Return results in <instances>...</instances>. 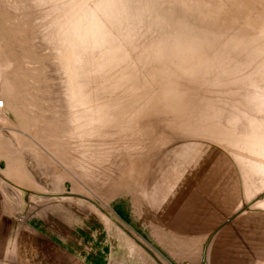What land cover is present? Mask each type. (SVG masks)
Returning <instances> with one entry per match:
<instances>
[{
  "label": "bare ground",
  "instance_id": "6f19581e",
  "mask_svg": "<svg viewBox=\"0 0 264 264\" xmlns=\"http://www.w3.org/2000/svg\"><path fill=\"white\" fill-rule=\"evenodd\" d=\"M32 1L36 15L42 17V21L43 16L46 20V31L43 33L42 22L39 28L42 30L38 32L46 40L56 41L53 57L62 70L65 84L63 100L67 105V128L64 127L59 156L77 177L99 190L101 195V198L98 196L99 203L91 199L89 187L86 189L84 184H78L81 181L77 178L80 182L72 181L71 193H66L59 185L62 196L59 199L52 195L48 197L50 208L53 205L62 207L65 202L77 207L87 203L85 206L101 224L116 231V237L123 246L121 259L125 264L170 263L148 246L137 232L115 217L110 199L123 185L135 192L137 202L143 206L161 209L163 215L181 218L180 222L183 220V223L194 226L212 222L217 229L222 225V221L220 225L215 223L225 213L219 212L221 216L218 217L206 207L214 197L237 202L241 207L247 206L250 210L246 212L247 216L240 215L254 221L245 236L252 232L259 235L254 238L263 241L264 0ZM13 3L14 10L23 11L22 16L31 14L29 0H14ZM18 31L15 26L0 32V43ZM27 39L32 40V34ZM18 48L19 44L5 54L0 60V69L11 64ZM25 88L26 84L22 85L23 91ZM1 91H4L2 83ZM0 105L22 115L18 109L19 101L11 103L5 99L0 101ZM4 120L0 114V121ZM14 138L18 145L23 143L22 137L14 134ZM0 176L3 177L0 179L12 176L10 183L20 191L22 204L29 198L33 200L38 192L32 193L22 185L30 184L41 189L20 162L0 170ZM68 176L65 173L59 177L62 180ZM222 206L225 209V205ZM141 208L136 211L138 216L144 209ZM73 210L69 211L68 218L78 217L80 209ZM161 212L156 213L159 215ZM163 215L161 218L168 217ZM69 226L63 231L65 237L72 236L67 254L55 264H79L85 257H106L109 254L110 245H106L105 239L102 242L99 239L100 226L82 228L83 233L78 234L71 224ZM229 227L228 232L231 230ZM216 229L212 232L217 233L221 228ZM221 230L218 236L219 232L227 233L226 227ZM235 231L238 232V228ZM27 232L30 233L31 228ZM18 240L6 246L0 242V254H24V245ZM260 247L264 249V245ZM250 250L254 252V249ZM259 250L262 249L257 247L255 251H263ZM41 251L36 255L32 253L34 257L26 254L23 263L40 264L44 257L35 256L42 255L44 250ZM49 251L51 253L52 250L46 254ZM220 256L218 258L221 259ZM14 258H11L12 264L16 261ZM11 260H8L9 264ZM216 261L218 263L219 260ZM234 262L232 260L231 264Z\"/></svg>",
  "mask_w": 264,
  "mask_h": 264
},
{
  "label": "rangeland",
  "instance_id": "374dc122",
  "mask_svg": "<svg viewBox=\"0 0 264 264\" xmlns=\"http://www.w3.org/2000/svg\"><path fill=\"white\" fill-rule=\"evenodd\" d=\"M0 2H1L0 3V11H1L0 12V32L6 31L8 28H13L15 26L19 29V31L15 35H9L5 42L0 43V60H3L5 54L13 50V48L17 44H19V48L17 49L16 54H15V59L11 62V64H7V66L6 65L2 66L1 67L2 69H0L1 70L0 84L2 83L3 90H4L3 92L2 91L0 92V98H2L0 99V101L5 100V99H6V102H11V103L12 101H15V100L19 101L18 109L20 110V113L22 114L21 116H19L10 107L8 106L3 107L0 105V114L5 118L4 121H0V141H1L0 148L2 152L0 153V168H1L0 170L1 171L6 170L8 165L12 163L20 162L22 168L25 170L28 176L33 180L34 183H36L41 188L38 190V189H35V187H33V185H30V184L22 185L23 187L29 189L32 193L36 192V190L38 191L36 197L33 199L34 201L31 198H29L24 204H22L21 198H20V191L13 184L10 183L13 180L12 176L10 177L7 176V179H0V236L2 235L0 237L1 238L0 242L1 244L6 246V245L11 244L10 242H14V240L19 239L22 241V242L20 241V243L24 245V248H23L24 250H22V253L24 254H21L19 256H16L13 254L12 255L0 254V257L7 264H9L8 260L9 259L11 260V258H14V257H16L14 258L16 259V261H14L13 264H17V259L20 260L18 261V264H24L23 262L25 261V258L23 257H25L26 254L34 253V255H36L41 250H44V253H42V255L39 254L35 256V257L40 256L44 258L47 257L46 261L43 260L44 258H41L40 264H55L58 260L65 257L66 256L65 254H67L66 252L68 251L67 245L70 244L72 240L71 238L72 236L65 237V234H63V231L67 230L68 226L71 224L73 228L77 230V234L83 233L82 230L86 229L87 227H90L91 229H93L94 227L98 228V226H100L101 227L100 228L101 235L99 236L100 242H102V239H105L106 245L107 244L110 245V251L112 252L111 253L109 251V254L106 257H85V259L83 258L79 264H89V262L90 264H96V262L97 264H125V262L123 263L121 259V256L124 253L123 246L120 244L118 238L116 237V231L111 226H108L105 224L104 226L103 224H101L100 221H98V219L96 218V216L92 214L89 209H87V207L85 206L87 203H85V205L81 204L79 207H77L74 205L69 206V203L65 202L64 206L62 207L60 206L56 207L53 205L51 206V208H50V205L47 204L48 197L53 196L54 198L59 199V196H62V194L58 190L59 185H62L66 193L72 192L73 190L72 181L75 183H78L81 181L82 183L80 182L78 184H80L81 186H83L82 184H84L86 189L89 187V183H86L83 180H81L79 177H77L75 172L72 169L67 167L65 161L63 160V158H61L62 156H59L61 155V149L59 148H61L63 145L62 144L63 143L62 142L63 132L67 128V125H65L67 124V113H66L67 105L65 104L66 100L65 101L63 100L65 99L64 97L65 96L64 94L65 84L63 82L64 79H63L62 70L60 69V66L55 60V58L53 57V54L57 49L56 48L57 44H56V41H53L55 43L54 45V43L51 42L52 40L51 41L46 40L44 36H42V34L39 33L42 30V29H39L40 26H42L41 25L42 22L44 24L43 33L44 31H46V29H44L46 27L45 25L46 23L44 22L45 17L43 16V21H42L41 20L42 17H38L36 15V10L34 9V5H33L34 2L32 0H29L31 14L28 17L22 16V12H23L22 10H17V11L14 10V7H13L14 0H0ZM33 13H34V16H33ZM16 15H18L17 18H16ZM31 16H32V20H31ZM31 34L33 36V39L32 40L27 39L26 41V38L31 36ZM54 46L55 48H53ZM3 67H6V68H3ZM24 84H26L27 88H25V90L23 91L22 85ZM23 117L25 118L28 117V118L25 119ZM9 123L11 124L9 125ZM14 134L18 135L19 137H22L23 143L18 145L16 143V139L14 138ZM61 136H62V139H61ZM24 141L26 144L24 143ZM60 172H65L67 173V175H70V176L65 177L64 179L60 180L61 178L59 176L65 174V173L62 174ZM0 178H3V177L0 176ZM77 178L80 179V181H78ZM124 187H128V186L123 185L122 187L123 189L121 188V190L116 192L115 195H113L110 199V204L114 210L115 217L118 220H120L126 227H130L135 232H137L145 240L148 246H150L153 250H155L161 256L166 258L170 264H194V263L203 264L204 258L206 260V261L204 260V264H211V263L220 264L219 262H223V264L225 263L231 264L232 260L233 262L237 260L236 264H243V263L253 264L255 259H257L256 260L257 263H254V264H259V262L260 263L262 262V264H264V260H262L264 259V249L260 247L264 245V242H263L264 240L261 241V239L258 240L257 238H254L255 236L257 237L258 234H255L252 232L251 233L254 235L249 233L248 236L247 235L245 236V233H248L247 230H249L251 222L254 221V220L250 221L249 218H245L246 220L244 219V217L247 216L246 212L248 213L250 212L247 206L241 207L237 202H231V201H230L231 202L230 204V202H227L226 199L220 198L222 201L224 200L222 202L217 197H214V201L211 200L208 202L211 204L206 203V207L208 209L210 208V210L212 209V212L217 214V216L218 215L221 216L220 214L221 212L225 213L223 214L225 216L222 215L223 217L221 216V218L218 216L219 218H218V221L215 223V225H217V223L218 225H220L221 221H222V225L217 226V229L218 227H220L222 230H224V228L226 227V230H227L229 227L228 225H232V227L231 226L229 227L231 229L229 230L230 232H228L227 230V233L226 231H222L221 229H219L222 232H219V236H218L217 233L219 230L217 231V233H213L214 232L213 229H216V226H214L213 225L214 223L212 222L206 223V225L201 224L202 226L201 225L194 226V225H190L188 222L183 223V220L182 222H180L181 218L180 220H178L179 218L177 217L174 218V216L163 215L161 212V209H158L164 217H167V216L170 217V219L168 217L161 218L162 215L159 214L160 215L159 216L157 214L160 212H158L156 208H155L156 210H154L153 209L154 207L151 208L150 206H143L140 202H137V199L135 198V192L131 191L130 189L124 188ZM90 188L93 189V187L90 186L87 190H88V193L91 195V199L99 203L100 200L98 196L99 197L101 196L99 194L100 193L99 190L96 191L95 189L92 190ZM89 189L92 190L93 192H91ZM55 190L57 192H55ZM126 190L127 191L129 190V191L126 192ZM6 197H9L10 199L7 200ZM215 198H217V200L219 201H217ZM217 203L218 204L220 203L221 205L219 204L220 206H218L216 205ZM222 204L225 205V209L223 208L224 206H222ZM226 205L227 207H230V208L227 209ZM141 206L144 209H142ZM75 207L77 209L78 208L80 209L78 210L80 212H77L78 217L71 216V218H68L69 211L76 209ZM221 207H222V211H221ZM234 207L235 209H233ZM140 208L142 209V211L139 210V212L141 211V213H138L139 214L138 216L137 212H138V209ZM237 208L238 210H236ZM226 209L228 211H226ZM153 211H154L155 216L153 215ZM228 213L230 215H228ZM240 214L243 215L244 217L243 216L241 217ZM140 215H141V218H140ZM162 219H163V222H162ZM172 219L174 222L171 221ZM176 219L178 221H175ZM159 221L162 224L159 223ZM170 222H172L173 224L176 222V224L173 225L171 223L172 224L171 225ZM179 222L183 224H180ZM164 225H166V227ZM186 226L191 227L189 228L190 232L187 229L188 227ZM193 226L194 228H192ZM197 226L199 227L201 226V227L199 228ZM204 226L207 228H204ZM212 226H214L215 228H212V230H210V227ZM30 228H31V232L28 233L27 231L30 230ZM237 228L239 231L243 230L244 233H242L243 231L242 232L238 231L239 233L235 231ZM200 229L202 231H200ZM61 230H62L61 232L62 234H60ZM187 230L190 234L187 232ZM207 230L209 233H207ZM50 231L51 233H49ZM185 232L187 233L186 235H185ZM195 233H198V234L196 235ZM174 234H176L177 236ZM240 234L244 235L245 238L241 236ZM62 235H64L63 238H62ZM251 235H252V238H250ZM169 238H171L172 240ZM55 239L56 241H54ZM256 239L258 240V242L256 241ZM250 240L252 241L251 243L249 242ZM28 241L30 242L29 245H28L29 243ZM207 241H209L210 243ZM35 242L38 243L39 245H36ZM214 242H215V245H214ZM225 243H227V245ZM31 244H32V247H31ZM52 244H54V247L56 245V247L55 248L52 247L53 246ZM251 244L252 246L254 245L253 248L251 247ZM48 245H51V246L48 247ZM33 246H35V248ZM202 246L203 248H201ZM257 247L258 249H262L263 251L259 250L262 252L258 253L257 251H255ZM39 248H42V249L40 250ZM204 248L205 250L202 251V249ZM37 249H39L40 251ZM250 249H254V252H251ZM26 250H29V251H26ZM48 250H52V251L51 253L49 251L46 254V251ZM216 253L218 255L215 257ZM256 253L263 255V256H260L257 254V256H259V258L262 261L257 256H255ZM207 254L208 256H206ZM34 255L32 254L31 256L34 257ZM187 256H188V259H187ZM198 256L200 259L198 258ZM209 256H211L212 258L210 257L211 258L210 259ZM219 256L221 257V259L218 258ZM240 256H243L245 258L240 257ZM7 257L9 258L7 259ZM201 257H202V260H201ZM231 257L234 259H232ZM237 257L239 258L236 259ZM215 258H218L216 259V260H219L218 263H216L217 262L216 260L214 261ZM242 258L244 260H242ZM250 258L251 259L255 258V259L252 262L253 259L251 260ZM1 259H0V262H1ZM239 259H241L243 262H241V260ZM245 259L248 260V262H245ZM212 260L214 262H212ZM238 260L241 263H239ZM3 261L1 262L2 264H3ZM10 262L12 264L13 259Z\"/></svg>",
  "mask_w": 264,
  "mask_h": 264
}]
</instances>
